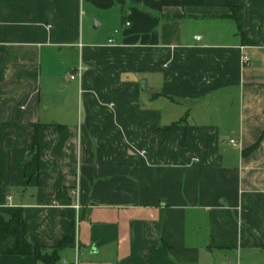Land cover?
<instances>
[{
  "label": "crops",
  "instance_id": "1",
  "mask_svg": "<svg viewBox=\"0 0 264 264\" xmlns=\"http://www.w3.org/2000/svg\"><path fill=\"white\" fill-rule=\"evenodd\" d=\"M236 2L0 0V212L71 239L55 264H264V0Z\"/></svg>",
  "mask_w": 264,
  "mask_h": 264
},
{
  "label": "trees",
  "instance_id": "2",
  "mask_svg": "<svg viewBox=\"0 0 264 264\" xmlns=\"http://www.w3.org/2000/svg\"><path fill=\"white\" fill-rule=\"evenodd\" d=\"M227 6L231 10V16L239 20L238 13L241 7L237 4L236 0H227ZM254 147L256 145L252 148ZM27 235V226L21 209L10 218H6L0 212L1 254L30 255L48 264H55L60 260V251L71 241V239H65L56 248L49 251L40 244L30 242Z\"/></svg>",
  "mask_w": 264,
  "mask_h": 264
},
{
  "label": "rangeland",
  "instance_id": "3",
  "mask_svg": "<svg viewBox=\"0 0 264 264\" xmlns=\"http://www.w3.org/2000/svg\"><path fill=\"white\" fill-rule=\"evenodd\" d=\"M200 26L205 29V32L212 31L213 34L219 32V31H226L228 30V27L232 29H235V24L232 20H224L222 21V24L213 22V21H206L200 24ZM74 259V258H73Z\"/></svg>",
  "mask_w": 264,
  "mask_h": 264
},
{
  "label": "built area",
  "instance_id": "4",
  "mask_svg": "<svg viewBox=\"0 0 264 264\" xmlns=\"http://www.w3.org/2000/svg\"><path fill=\"white\" fill-rule=\"evenodd\" d=\"M84 13V11H82V14ZM127 24L129 25L130 23L129 22H127ZM113 41V39H110V42H112ZM244 60H248V57L247 56H245L244 57ZM81 76V70L79 69L76 73H70L69 74V77L71 78V79H75V78H78V77H80ZM231 142L232 143H234V144H236V142H235V140H231ZM7 200L9 201V204H11L12 203V197L11 196H9L8 198H7ZM78 207V206H77ZM65 264H78V260H77V258L73 261V262H65Z\"/></svg>",
  "mask_w": 264,
  "mask_h": 264
},
{
  "label": "water",
  "instance_id": "5",
  "mask_svg": "<svg viewBox=\"0 0 264 264\" xmlns=\"http://www.w3.org/2000/svg\"><path fill=\"white\" fill-rule=\"evenodd\" d=\"M142 85H144V83H142ZM150 90V88H148Z\"/></svg>",
  "mask_w": 264,
  "mask_h": 264
}]
</instances>
